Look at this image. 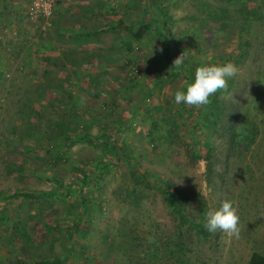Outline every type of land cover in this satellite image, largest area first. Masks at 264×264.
I'll return each mask as SVG.
<instances>
[{
	"label": "rangeland",
	"instance_id": "rangeland-1",
	"mask_svg": "<svg viewBox=\"0 0 264 264\" xmlns=\"http://www.w3.org/2000/svg\"><path fill=\"white\" fill-rule=\"evenodd\" d=\"M225 62L239 72L214 109L174 103L199 64ZM225 199L239 236L197 233ZM252 253L264 255V0H0V264Z\"/></svg>",
	"mask_w": 264,
	"mask_h": 264
},
{
	"label": "clouds",
	"instance_id": "clouds-1",
	"mask_svg": "<svg viewBox=\"0 0 264 264\" xmlns=\"http://www.w3.org/2000/svg\"><path fill=\"white\" fill-rule=\"evenodd\" d=\"M187 61L188 57L183 53L174 60L173 64L183 68ZM238 72L239 67L232 62L201 63L196 67L192 81L175 92L174 103L191 106L207 105L210 97L217 91L226 89L229 80ZM239 220L233 201L225 199L220 202L218 208L209 209L205 213L203 227L210 233L219 230L238 237Z\"/></svg>",
	"mask_w": 264,
	"mask_h": 264
},
{
	"label": "trees",
	"instance_id": "trees-1",
	"mask_svg": "<svg viewBox=\"0 0 264 264\" xmlns=\"http://www.w3.org/2000/svg\"><path fill=\"white\" fill-rule=\"evenodd\" d=\"M159 14V13H158ZM157 28L159 29V35L162 38L163 45L165 46L166 55L167 57L172 61L171 54L174 53V43L170 34V31L168 27L164 24L163 20L160 17H158L157 21ZM115 26L110 27V29H115ZM217 105V95L213 94L210 97L209 107L210 109H214ZM164 199L166 201L167 206L169 207L171 214L173 216L174 220H177L179 222V226H183L184 224L190 223L191 221L188 219V217L185 214L186 211V203H187V196L179 193L178 191L173 192H163ZM193 227H197V233L200 235L206 236L207 230L204 228L202 229L201 225L195 224ZM249 264H264V255L258 254V253H252L249 261ZM34 264H49V262H35Z\"/></svg>",
	"mask_w": 264,
	"mask_h": 264
},
{
	"label": "built area",
	"instance_id": "built-area-1",
	"mask_svg": "<svg viewBox=\"0 0 264 264\" xmlns=\"http://www.w3.org/2000/svg\"><path fill=\"white\" fill-rule=\"evenodd\" d=\"M47 9H48V6H47V5H44V6H43V10L46 12Z\"/></svg>",
	"mask_w": 264,
	"mask_h": 264
}]
</instances>
